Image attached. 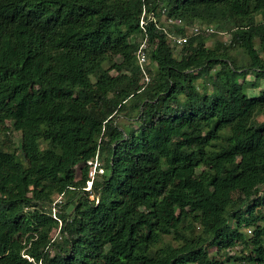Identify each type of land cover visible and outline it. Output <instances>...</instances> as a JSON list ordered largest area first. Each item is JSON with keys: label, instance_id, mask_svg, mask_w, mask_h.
<instances>
[{"label": "trees", "instance_id": "1", "mask_svg": "<svg viewBox=\"0 0 264 264\" xmlns=\"http://www.w3.org/2000/svg\"><path fill=\"white\" fill-rule=\"evenodd\" d=\"M214 25L229 47L187 36ZM248 74L264 80V0H0V264H264Z\"/></svg>", "mask_w": 264, "mask_h": 264}, {"label": "rangeland", "instance_id": "2", "mask_svg": "<svg viewBox=\"0 0 264 264\" xmlns=\"http://www.w3.org/2000/svg\"><path fill=\"white\" fill-rule=\"evenodd\" d=\"M157 20L160 21V23L165 27V29L168 32L169 31H171V32L173 31V29H174L173 28V24L175 22L167 20V17L165 15L162 14L160 19H157ZM256 20H257V22H263V19H262L261 16L256 17ZM215 27L216 26L214 25V27L209 28V29H213L214 32H212V33H215L216 36L212 37V40L208 41L207 45L209 47H211L218 41V42H222L223 44H226L229 47V45L231 44V40H232L231 32L227 31V29H221L220 30V29L215 28ZM207 29L208 28H204L203 30L206 31ZM187 32H188V35H187L188 37L193 34V31L190 28L187 30ZM211 36H209V38ZM170 37L178 38L176 36V34L175 35L174 34H170L169 38ZM180 46H182V45H180ZM181 50H182V47H177L176 48V51H175L176 57H179ZM231 56H233L240 64H244V60H245L246 55L243 53V51L237 50V49H234V47L233 48L231 47ZM149 67L151 68V70L156 71V66L154 64H149ZM237 82L239 84H244V86H245V88L247 90V94L249 96H258L259 93L264 90V80L263 79L262 80H257V78H256V76L254 74H248L245 77H239L237 79ZM254 86H256V87L254 88ZM260 119L263 120L264 116L260 117ZM11 136H12L14 142H15V146L19 148V145L21 143V133L13 132L11 134ZM97 164H98L97 160L93 161V164L89 163V165L91 167L90 168V174H89V178H90L91 182L93 181V179H92L93 175H94V178H95V175H96V172H97V171L95 172V168H96ZM98 166H99V164H98ZM91 173H92V175H91ZM77 178L81 179L80 168L77 169ZM87 188H89V184L88 183H87L85 189L87 190ZM83 195H84L83 193L78 195L75 198V201L80 200ZM59 199H60V196H56L55 200H54V204H56V203H57V205L61 204V202L65 201L66 197L63 196L60 201H59ZM54 204H53V206H54ZM58 210H59V208H57L56 212ZM189 224L191 225V228H192V230L190 232L191 236L197 237V236H199L202 233V228L198 224H196L192 220H190ZM59 231L60 230L58 229L57 231L54 232V234H53L54 239H56L57 236L59 235ZM167 240L172 241V237L171 238L169 237ZM237 251H238V249H237ZM232 254H234V252H232Z\"/></svg>", "mask_w": 264, "mask_h": 264}, {"label": "built area", "instance_id": "3", "mask_svg": "<svg viewBox=\"0 0 264 264\" xmlns=\"http://www.w3.org/2000/svg\"><path fill=\"white\" fill-rule=\"evenodd\" d=\"M179 24L181 23V22H178ZM202 32H207V33H212V32H214L213 31V29H207L206 31H204L203 29H200V28H198V27H195L194 29H193V34H195V35H198V34H201ZM172 40H174V41H176L177 42V44H179V45H182L185 41H186V39L187 38H175V37H170ZM138 62H139V64H140V66H141V68L144 70L145 69V65L147 64V62H148V60H147V57H146V54H145V51H144V45H142L141 47H140V49H139V51H138ZM146 75V74H145ZM146 81H149V78H148V76L146 75ZM95 160H97V159H94V160H92L91 162H89V163H91V164H93V161H95ZM97 162H98V160H97ZM99 166H98V164L96 165V168H95V172L97 171V168H98ZM101 172H102V170H101ZM91 175H92V173H91ZM92 179H94V175L92 176ZM88 184H89V188H87V191H90L91 190V188H92V182L91 181H88L87 182ZM86 190V189H85ZM62 197L63 196H60V199H59V201L62 199ZM91 199L93 200V197L91 196ZM62 203V202H61ZM57 208H58V205H57V203L56 204H54V206H53V213L55 214L56 213V210H57ZM54 217H55V215H54ZM56 218V217H55Z\"/></svg>", "mask_w": 264, "mask_h": 264}]
</instances>
